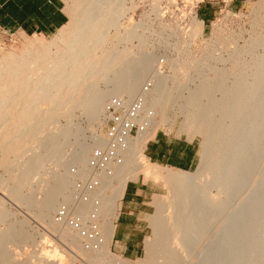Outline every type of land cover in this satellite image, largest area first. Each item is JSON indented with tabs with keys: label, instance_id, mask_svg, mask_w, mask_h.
<instances>
[{
	"label": "bare ground",
	"instance_id": "obj_1",
	"mask_svg": "<svg viewBox=\"0 0 264 264\" xmlns=\"http://www.w3.org/2000/svg\"><path fill=\"white\" fill-rule=\"evenodd\" d=\"M73 2H75V10L70 21L72 27L66 36L62 35L63 30L60 29L58 36L51 43L39 42L41 44L39 48L32 51L26 50L17 57L9 55V60L0 62V126L9 122L14 125L15 121H11L12 118H10L13 116L11 108L14 107L12 105H18L17 102L20 99L24 102L22 112L29 116L28 121L26 120L29 127L26 126L24 130L18 129L14 137H8L9 139L5 140L0 133V150L4 151L5 156L0 160V166L4 168L9 164V158L5 154L8 149L13 153V157L15 156L16 161L12 160L15 161L13 165L17 164L19 169L18 175L10 177L14 184L10 192L12 196H16L22 208L30 204L29 194L24 195L21 192L30 184L31 174H38L46 166L42 160V148L50 146L53 151L45 150L52 153L54 157L57 153L59 155L58 151L54 155V148L60 145L65 146L62 144L63 141H60L65 130L63 131L61 127L45 129L48 123L58 122L56 117L59 115V109L62 107H67L69 110L81 109L88 117L97 118L105 98L107 99L110 93L121 95L118 93L129 91V95L130 91L133 94L132 90H137L135 87L139 85L135 86V81L138 83L135 79L142 74V67L148 59L144 56H140V59L132 58L129 48L118 52L114 47L107 53L101 52V56L96 55L97 50L108 39L109 30L118 28V17L124 10L123 0L120 2L74 0ZM256 19L257 15H254L252 24L256 23ZM134 38L142 43L144 41L134 31L125 32L119 40L129 43ZM57 40L62 41V46H55ZM258 44V39L252 40V49L250 48L251 51H249L252 64L248 67L243 66L242 73L232 74L234 79L230 82L222 80V77L227 75L224 68L212 73L214 80L211 78L212 80L208 81L203 77L191 89L183 86V83L182 85L177 83L176 88L167 89L164 87L163 76L159 74L152 76L151 89L146 88L142 91L145 103L136 107L133 114L131 124L139 126L136 136L131 138L128 135L132 125L126 128L124 136L122 134L123 138L119 141L110 142L101 135L92 144L82 148L80 146L81 153L80 150L78 152L81 155L79 158L75 156L79 166L76 170L69 171L63 168V173L59 170L53 176L54 172L47 170L51 173L49 175L51 182L47 183V189H43L45 191L41 194L43 197L37 201L42 207L35 215L45 214L46 217H50L53 212H57L60 218L58 220L48 218L47 228L57 233L62 241L66 242L69 239V245L91 264H186L187 259L194 255V236L196 235H194V209L200 206L197 205L198 203L203 202L209 206V211L212 213L221 203V198L216 200L208 194L211 187H215L221 195H229L230 187L233 186L238 169L241 167L239 181L247 182V184L249 182L250 186L257 184L259 189L257 192L264 191V53L259 55L254 52ZM53 47L56 48L54 52ZM241 53L232 51L225 56V59L220 57L221 62L232 61L230 68L232 70L238 68L239 59L243 54ZM203 61L202 58L194 62L199 65ZM189 66L193 68L192 64ZM210 70L214 68L210 67ZM32 71H35V79L22 78L23 75ZM136 74L139 76L136 77ZM198 76L202 77L203 73H199ZM248 77L250 81L247 80ZM99 81L110 84L111 88L100 90ZM65 90L68 93L63 99L64 97L62 98L60 94ZM184 91L187 93L182 96L181 92ZM178 93L179 95H173ZM217 93L219 97L215 96ZM169 100L173 101L170 105ZM179 101L180 103H177ZM42 105H46L47 108L41 109ZM174 108L178 109L179 114H183L184 117H181L184 120L181 125L179 124L180 127L178 125V132L186 134L189 139L195 135L201 136L202 139L200 162L196 170L191 173L181 170L166 171V167L161 169L163 167L158 165L156 166L159 168L150 167L148 160L142 154L145 143L152 138L158 128L171 129L174 125L177 115L173 113V116H169L168 113L169 110L174 112ZM19 122L21 119H17L18 124ZM15 125L18 127L16 122ZM26 142L35 144V154L33 153L35 159L32 157L33 159L30 158L31 161H29L28 156L23 162H18V159L23 158L21 154H24ZM94 149H98V156L96 152H93ZM92 152L95 157H89ZM61 156L62 154L59 158L63 160ZM55 161H57L56 158ZM95 162L98 164L97 171L93 170L96 169L93 168L96 165H94ZM64 163L66 162L59 164L63 167ZM140 175L143 181H161L168 195L166 194V201L160 196H154L155 210L149 217L152 237L145 239L144 259L130 263L111 253L109 245L113 239L115 221L122 207L127 183L137 181ZM201 176H207V179L200 181ZM77 178L83 181L81 185L73 189L74 179ZM167 209H169V215L163 216ZM257 211L261 212V210ZM66 218H68L67 221ZM2 220L3 214L0 209V222ZM12 231L7 229L3 233L14 234V230ZM20 234L16 237L17 241L29 240L28 237ZM63 258L60 256L58 259L61 264L64 261ZM238 264H264V243L258 244L255 249L242 259L240 258Z\"/></svg>",
	"mask_w": 264,
	"mask_h": 264
},
{
	"label": "rangeland",
	"instance_id": "obj_2",
	"mask_svg": "<svg viewBox=\"0 0 264 264\" xmlns=\"http://www.w3.org/2000/svg\"><path fill=\"white\" fill-rule=\"evenodd\" d=\"M62 1L68 22L61 29L63 30L62 35L66 36L72 27L70 21L73 15L72 13L75 10V2H73L74 0ZM117 1L120 2L121 0ZM123 1L124 10L122 14L119 15L120 18L118 17V28L109 30L108 39L100 47L101 49L99 48L97 50L96 55L101 56L115 47V50L118 52H122L124 49L129 48L131 57L134 59H140V56H144L145 59L148 58L145 60L147 63L145 62L144 67H142L143 72H141L142 74L140 77H138L139 74H136V77L138 78L135 80H137L138 83L135 81V86L139 85V87H135L137 90H132L133 94H131L130 91L129 95V91L118 93L121 95L113 93H110L111 95L107 94L109 96L107 99L105 98L100 108L101 112H99V117L97 116V118L88 117V115L81 109L69 110L67 107L59 109V115L56 117L58 118L56 119L58 122L54 123L59 125L54 126V124L50 122L45 126V129L52 130L54 128L59 129L61 127L63 131L65 130V134L61 135L63 140L60 139V141H63L62 144H65V146H59L63 150L59 147L54 148V155L58 151L59 155L62 154L61 157L63 160L59 158L58 153L56 155L57 157H53L52 153H49L53 151L50 146H47L48 149L42 148V160L46 166H44L43 170L38 174H35L34 172V175L31 174L30 184H28L21 192L24 195L29 194L30 196V204L28 207L26 206V208H22L16 200V196L14 197L11 195L10 191L13 190L14 184L10 180V177L18 175L17 173L19 172V169L16 166L17 164L13 165L15 164L13 162L16 161L14 158L15 156L13 157V153L6 149L7 152L5 151V154H7L6 157L9 158V164L11 165L8 164V166L6 165L4 168L3 166H0V209H2L3 214V220L0 222V264H52V262L53 264H61V261H58L60 256L64 257L62 264H91L85 258L80 256L74 248L71 247V245H69V239L64 242V240L62 241V239H59L57 233H53L47 228L46 223L49 219L54 218V220H58L60 218L59 215L56 214L57 212H53L51 214L53 216L52 218L51 215L50 217H46L45 214L42 216L35 215L42 207V205L37 203V201L41 200V197H43L41 194L45 191H43V189H47V183L49 184L51 182L49 175L54 172L52 174L53 176L55 175V172H59V170L63 173V168L67 170L69 169V171H74L79 168L77 164L78 160L76 158L77 161H75V156L79 158V155H81V148L85 145L92 144L97 137L102 135L110 142L119 141L123 138L126 128L132 125L131 123L134 118L133 114L136 107L138 108L145 103V97L143 98L142 91H144V89L146 90V88L151 89L153 85V83H151L153 81L152 76L156 74L163 76L162 78L165 82H163L165 84L164 87L167 89L176 88L178 85L177 83L180 85L183 83V86L191 89L194 88V85H196L200 79L202 80L203 77V79L208 81H211L212 79L214 80V72L217 69L219 70L220 68H224V70L227 71V75L222 77V80L230 82L234 79L232 74H237L238 72L242 73L244 69L242 68L243 66L248 67L252 64L249 56V51L252 49V40L258 39L259 44H261L255 46L254 52H257L256 54L259 55L264 53V0H245L237 6L230 2V0ZM198 6L199 8H206L210 10L212 15V20L210 22L204 23L200 21L197 15ZM254 15H257V19L256 23L252 24ZM128 31H134L136 35L141 36L144 39L143 43L137 38L132 39L129 43L119 40L124 33ZM58 33L59 31L54 34L46 35L24 34L21 32H7L0 29V62L2 60H9V55L17 57L26 50L32 51L37 49L40 47L41 42L51 43L53 39L58 36ZM61 40H57L55 42L56 47L62 46ZM55 49L56 48L53 47L52 51L54 52ZM211 50H213L212 53ZM232 51L236 53H243H241L242 57L239 59V67L234 68L233 70L230 68V65L233 63L232 61L222 63L220 58L223 57L225 59V56H227L230 52L232 53ZM202 58L204 59L202 63L199 65L195 63L197 60ZM191 64L193 65V68L189 66ZM194 64H196L195 67ZM210 67L214 68V70H210ZM32 72L23 75L22 78L24 80L30 78L35 79V71ZM195 73L197 75H195ZM199 73H203V76H198ZM169 75H171V77ZM139 80H142L141 83ZM178 80L179 82H177ZM247 80L250 81L251 79L248 77ZM159 83L161 84L162 82ZM183 86H181V88ZM98 88L100 90L110 89L111 85L105 83L104 81H99ZM67 93V90H65L60 95L62 98L64 97L63 99H65ZM181 93L182 96H185L187 92L184 91ZM173 95L176 96L179 95V93ZM215 96L219 97L220 95L217 93ZM170 102L173 103L172 100H169V105L171 104ZM17 103L18 105H12L14 107L11 106L13 116L10 118H12L11 121L16 122L18 127L15 125V122L14 125H11L9 122L2 125L4 127L0 126L1 136L5 140L14 137L18 129L24 130L27 128L26 126L29 127L27 124L29 116L28 114L22 112V108L24 107L23 99H20V101L18 100ZM177 103H180V101ZM20 105H22V107ZM40 108L45 109L47 106L42 105ZM174 109V112L170 110L168 112L169 116H173V113L177 115L175 123L171 129H168L167 127H160L156 131L160 130L176 137L195 140L196 144H198V162L195 168L186 171L191 173L196 170L200 162L202 139L199 135H195L192 139H189L186 134L178 132V129L184 119L181 118L183 117V114H181V116L178 109ZM60 110L62 111L60 112ZM17 119H21V122H19L20 125L17 123ZM138 128L139 126L137 124L132 125L128 130V135L131 138L135 137L138 132ZM46 131L44 133H46ZM68 131L69 133L71 132L70 135H66L69 134ZM65 135L67 138L64 137ZM4 136L7 137L5 138ZM26 144L27 145L25 146L23 152L25 155L21 154L23 158H21L22 160L18 159V162H23L25 158H28V156L29 159L32 157L35 159V144H30V142H26ZM79 150L80 153L78 152ZM3 152L0 150V160L5 157ZM93 152H96V156L99 155L98 149H94ZM92 153L89 157H93L95 155ZM142 154L144 157L143 152ZM44 156L48 159L46 160V157L44 159ZM55 158L57 161L60 159L59 163H66H64V166L62 167L57 161H55ZM45 160L46 162H49L46 163ZM29 161H31V159ZM95 164L96 162L94 165ZM97 165L98 164L93 167L96 168L93 170L97 171ZM148 165L153 168L162 167H157L156 165L150 163ZM161 169H165V167ZM165 170L177 171L170 168ZM46 172L49 174L47 175ZM241 172L242 168L240 167L235 177L233 186L230 187L231 189L229 195H221L215 187H211L208 190L210 197L215 198L216 200L221 198V203L215 208V211H213L214 213H211L209 211V206L203 202L198 203L197 205L200 206L194 209V235L196 234L194 236V255H191L190 258L187 259L186 264H238L240 258L242 259L247 253L255 249L258 244L264 243V191L262 193L257 192L259 191V189H257V184L250 186L249 182L248 184L247 182L241 183L239 181ZM206 179L207 176H201L199 178L200 181H205ZM79 180L78 178L74 179V186H72L73 189L81 185V181L83 180ZM129 187L138 190L139 193V196H136L135 200L132 201L133 205L136 207L134 221H132L131 226H129V228L124 232V240H133V243L131 246H127L129 250H125L123 242H117L112 239L109 245V250L116 256H119L130 263H135L139 259H144L146 253L144 247L145 239L152 237V231L149 227V217L155 210L153 198L154 196H160V198L166 201V194L168 195V193L166 187L161 181H143L141 175L138 177L137 181H129L125 189ZM69 190L71 191L72 188L70 187ZM122 205H126L123 200ZM257 210H261V212ZM168 215L169 209L164 212L163 216ZM67 220L68 218H66V221ZM7 229L11 231L14 230V234H12L13 231L10 233H3ZM197 232H199V235H197ZM202 232L204 233L202 234ZM20 233L22 236L28 237L29 240L26 242L17 241L16 237ZM6 234L8 235L6 236ZM32 238L33 240H31Z\"/></svg>",
	"mask_w": 264,
	"mask_h": 264
},
{
	"label": "crops",
	"instance_id": "obj_3",
	"mask_svg": "<svg viewBox=\"0 0 264 264\" xmlns=\"http://www.w3.org/2000/svg\"><path fill=\"white\" fill-rule=\"evenodd\" d=\"M245 0H230L239 5ZM200 21L212 20L210 10L199 8ZM68 22L62 0H0V29L7 32L24 34H54ZM144 157L149 163L181 171L195 168L198 162V144L195 140L176 137L163 131H156L143 148ZM121 210L115 221L114 241L123 242L124 249L129 250L133 240H124V232L134 221L136 207L133 200L139 196L138 190L125 189Z\"/></svg>",
	"mask_w": 264,
	"mask_h": 264
}]
</instances>
